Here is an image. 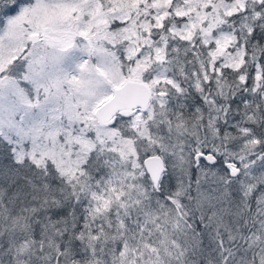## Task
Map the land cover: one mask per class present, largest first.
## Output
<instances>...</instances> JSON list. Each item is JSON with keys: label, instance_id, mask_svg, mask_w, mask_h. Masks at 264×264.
<instances>
[{"label": "snow or ice", "instance_id": "6c2138e0", "mask_svg": "<svg viewBox=\"0 0 264 264\" xmlns=\"http://www.w3.org/2000/svg\"><path fill=\"white\" fill-rule=\"evenodd\" d=\"M0 264H264V0H0Z\"/></svg>", "mask_w": 264, "mask_h": 264}]
</instances>
